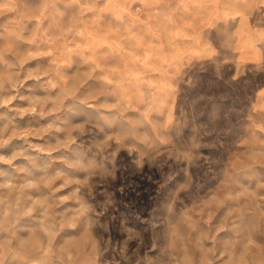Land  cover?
Returning <instances> with one entry per match:
<instances>
[{
  "label": "clouds",
  "instance_id": "clouds-1",
  "mask_svg": "<svg viewBox=\"0 0 264 264\" xmlns=\"http://www.w3.org/2000/svg\"><path fill=\"white\" fill-rule=\"evenodd\" d=\"M0 121V264H264V0H0Z\"/></svg>",
  "mask_w": 264,
  "mask_h": 264
},
{
  "label": "rangeland",
  "instance_id": "rangeland-1",
  "mask_svg": "<svg viewBox=\"0 0 264 264\" xmlns=\"http://www.w3.org/2000/svg\"><path fill=\"white\" fill-rule=\"evenodd\" d=\"M26 2H27V3H31V0H26ZM111 62H112V60L110 59V60H109V63H111ZM159 86H160V87H165L164 82H161ZM257 102L259 103V102H261V101L258 100ZM2 123H3V122L0 121V124H2ZM19 143H20V141H13V144H12L9 148H7V149H3V150H0V151H3L5 154H7L8 152L11 151V148H12V147L18 145ZM123 210H124V209H122V208H117V209H116V211H123Z\"/></svg>",
  "mask_w": 264,
  "mask_h": 264
},
{
  "label": "crops",
  "instance_id": "crops-1",
  "mask_svg": "<svg viewBox=\"0 0 264 264\" xmlns=\"http://www.w3.org/2000/svg\"><path fill=\"white\" fill-rule=\"evenodd\" d=\"M177 35H178V37H179L180 39H183L184 37H186V36L188 35V33H186V32H182V33H178Z\"/></svg>",
  "mask_w": 264,
  "mask_h": 264
}]
</instances>
